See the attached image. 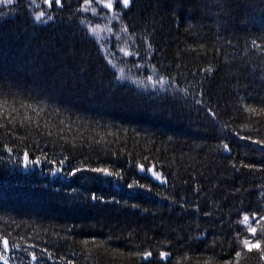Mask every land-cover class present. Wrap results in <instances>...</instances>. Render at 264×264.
Segmentation results:
<instances>
[{"label": "trees", "instance_id": "16d2710c", "mask_svg": "<svg viewBox=\"0 0 264 264\" xmlns=\"http://www.w3.org/2000/svg\"><path fill=\"white\" fill-rule=\"evenodd\" d=\"M0 264H264V0L0 4Z\"/></svg>", "mask_w": 264, "mask_h": 264}, {"label": "snow or ice", "instance_id": "6c2138e0", "mask_svg": "<svg viewBox=\"0 0 264 264\" xmlns=\"http://www.w3.org/2000/svg\"><path fill=\"white\" fill-rule=\"evenodd\" d=\"M129 2H130V0H123V3H124L125 6H127V5L129 4ZM11 3H12V0H0V4H3V5H7V4H11ZM56 3L59 5V4H60V0H56ZM43 16H44V13L41 12V13L39 14V16L35 17V19H36L37 21H39V20H41V18H42ZM48 19L51 20L52 17L49 16ZM123 78H124V77H123V72H121V77H120V79H123ZM149 80H151V77H149ZM225 148H227V145H225ZM25 159L27 160V156H25ZM94 171H96V172H103V173H105V174H108V172H107L106 169H95ZM153 175L156 177V179H158V180L160 179V176H159L157 173L153 172ZM93 199H95V197H93ZM243 219H244L245 222H247V221L249 220V217H248V216H245ZM251 231H252V232H255L256 229H255V228H252ZM6 243H7V242H5V244H6ZM244 243L247 245V244H248V241H245ZM256 246H258V244H257ZM238 254H239V253H238ZM149 255H150V253H149ZM161 255H163V254H161Z\"/></svg>", "mask_w": 264, "mask_h": 264}, {"label": "water", "instance_id": "95a60500", "mask_svg": "<svg viewBox=\"0 0 264 264\" xmlns=\"http://www.w3.org/2000/svg\"><path fill=\"white\" fill-rule=\"evenodd\" d=\"M152 174H153V171H152ZM151 255L147 254V256L145 257V260L148 261L150 259ZM169 255L168 254H164L162 257H161V260L162 261H166L168 259Z\"/></svg>", "mask_w": 264, "mask_h": 264}, {"label": "rangeland", "instance_id": "374dc122", "mask_svg": "<svg viewBox=\"0 0 264 264\" xmlns=\"http://www.w3.org/2000/svg\"><path fill=\"white\" fill-rule=\"evenodd\" d=\"M41 1H44L45 3H49L50 2V0H41ZM250 222V220H248V222L247 223H249Z\"/></svg>", "mask_w": 264, "mask_h": 264}]
</instances>
